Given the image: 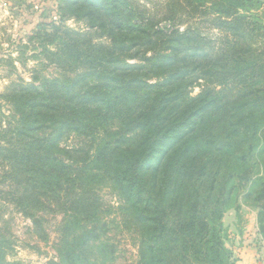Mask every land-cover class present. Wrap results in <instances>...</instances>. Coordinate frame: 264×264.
Wrapping results in <instances>:
<instances>
[{"label":"trees","instance_id":"trees-1","mask_svg":"<svg viewBox=\"0 0 264 264\" xmlns=\"http://www.w3.org/2000/svg\"><path fill=\"white\" fill-rule=\"evenodd\" d=\"M262 1L173 0L159 20L131 0L60 1L63 13L111 37L109 46L38 26L29 40L44 34L56 43L42 53L59 74L0 94L11 113L4 121L0 110V165L15 209L33 224L35 212H56L52 203L63 213L62 250L46 264L114 261L96 228L100 184L117 192L137 229L136 264H236L222 219L240 201L257 211L264 244ZM186 11L226 35L215 59L178 30ZM195 74L208 80L192 95ZM68 134L99 138L93 156L61 148ZM2 230L0 264H20L7 260Z\"/></svg>","mask_w":264,"mask_h":264},{"label":"rangeland","instance_id":"rangeland-1","mask_svg":"<svg viewBox=\"0 0 264 264\" xmlns=\"http://www.w3.org/2000/svg\"><path fill=\"white\" fill-rule=\"evenodd\" d=\"M61 0H0V94H3L12 83H30L34 75L47 78L59 74L58 68L53 63L52 56L42 53L43 47H48L50 52L55 51V42L43 35L29 40L40 29V24H46V33L55 32L57 28H69L78 31L92 44L109 46L112 39L105 33L92 28L87 21L70 17L60 8ZM139 6V10L146 18L163 19L172 12L168 8L173 0H131ZM182 13V12H180ZM258 14L264 26V0ZM199 16L183 12L182 23L179 31L189 30L188 36L194 38V47L204 48L212 59H215L222 50L226 49L225 34L211 29L209 23H204ZM158 26H168V22L160 21ZM196 32H194V30ZM60 34V32H55ZM45 38V39H44ZM44 39V40H43ZM47 39V40H46ZM188 47V46H185ZM150 54V53H148ZM147 54V55H148ZM128 65L143 66L136 60L126 61ZM208 65L204 63L203 66ZM209 67L204 68V71ZM37 76V75H36ZM147 79V77H146ZM150 82H155L152 77ZM194 87L192 95H197L202 85L207 83V77L201 79L200 74L192 77ZM205 87V86H204ZM4 121L10 117V108L0 101ZM112 131L117 130L116 123L110 125ZM99 138L90 139L68 134L63 137L59 146L79 153L88 151L91 157L94 148L98 145ZM5 164L0 165V228L8 240L9 249L7 260L20 264H46L57 257V252L62 250L59 229L63 213L56 209L52 203L51 210L56 212H35L39 225L33 224L29 217L24 216L15 209L9 192L13 191V183L8 177ZM97 188L98 200L101 206L99 222L96 226L97 233L101 234V241L107 245V252L114 259L110 264H136L138 248V232L128 214L124 211V203L107 184H100ZM240 209L235 212L228 210L223 216V226L226 230L225 246L233 253L236 264H245L249 258L251 263L264 264V244L258 235L257 211L243 201L239 202ZM2 222H4L2 224ZM64 236V235H63Z\"/></svg>","mask_w":264,"mask_h":264},{"label":"crops","instance_id":"crops-1","mask_svg":"<svg viewBox=\"0 0 264 264\" xmlns=\"http://www.w3.org/2000/svg\"><path fill=\"white\" fill-rule=\"evenodd\" d=\"M245 264H261L259 261L257 263H251V260L248 258L246 261H245Z\"/></svg>","mask_w":264,"mask_h":264}]
</instances>
